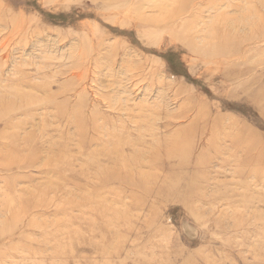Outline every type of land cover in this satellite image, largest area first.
I'll return each mask as SVG.
<instances>
[{
    "label": "rangeland",
    "instance_id": "374dc122",
    "mask_svg": "<svg viewBox=\"0 0 264 264\" xmlns=\"http://www.w3.org/2000/svg\"><path fill=\"white\" fill-rule=\"evenodd\" d=\"M169 1L0 0V264H264V0Z\"/></svg>",
    "mask_w": 264,
    "mask_h": 264
},
{
    "label": "bare ground",
    "instance_id": "6f19581e",
    "mask_svg": "<svg viewBox=\"0 0 264 264\" xmlns=\"http://www.w3.org/2000/svg\"><path fill=\"white\" fill-rule=\"evenodd\" d=\"M191 1V0H190ZM196 3H195V2ZM191 2L193 3H189V0H170L169 3H166V4H158L157 6H155V9L158 10V12L160 13V17L152 20V21H146L145 18L143 21L145 22H142L141 23V26L143 28H153V29H156V30H161V29H166L172 22H175L177 21L178 19H180L184 14H190V10L195 8L197 6V4L199 3H203V4H208L210 5L209 7L210 8H213V6H217V8L214 10V13L216 16L219 15L220 19L222 22L224 23H228V16L226 13L224 12H221V10L218 8V7H221L222 5H225V4H229L230 3V0H192ZM175 4V5H174ZM213 4V5H212ZM173 5V6H172ZM154 8V7H153ZM211 10V9H210ZM235 10V9H234ZM197 19V18H196ZM233 19V18H232ZM231 19V20H232ZM239 20V19H238ZM232 22V21H230ZM241 22H242V19H241ZM237 23V22H236ZM239 23V22H238ZM193 25V24H192ZM221 27V26H220ZM220 27H213V32H214V35L217 36L219 31L221 30ZM205 28V27H204ZM225 28V27H224ZM191 29V24L189 25H186L184 27V32H186V35H184L182 32L181 34H177L179 37H181V39L183 41H187L189 38H200L199 36V32L198 31H203L202 29L200 30H196L195 33L196 34H189L190 32L192 31H189L188 30ZM194 27H193V31H194ZM223 31L225 29H222ZM211 31V30H210ZM188 32V33H187ZM222 32V31H221ZM223 33H226V32H223ZM236 33V32H235ZM210 34V33H208ZM207 34V36H208ZM231 34V33H230ZM211 35V34H210ZM224 34H222V36L220 38L224 39L223 36ZM206 35H204V38L206 39L207 38ZM209 37V36H208ZM212 37V35H211ZM200 39L203 40V38L201 37ZM205 41V40H204ZM213 43V42H212ZM207 44V43H206ZM214 44V43H213ZM207 46V45H206ZM211 46V45H210ZM215 48V47H214ZM196 49V48H194ZM209 51V50H208ZM207 52V51H206ZM210 52V51H209ZM200 53V52H199ZM176 150L178 148H175ZM175 149L173 148V150L175 151Z\"/></svg>",
    "mask_w": 264,
    "mask_h": 264
}]
</instances>
